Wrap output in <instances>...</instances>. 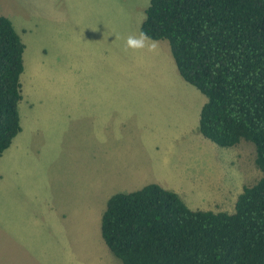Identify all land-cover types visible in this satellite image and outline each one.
I'll list each match as a JSON object with an SVG mask.
<instances>
[{"label":"rangeland","instance_id":"obj_1","mask_svg":"<svg viewBox=\"0 0 264 264\" xmlns=\"http://www.w3.org/2000/svg\"><path fill=\"white\" fill-rule=\"evenodd\" d=\"M148 2L0 0V14L25 45L23 134L0 156V264H122L104 243L98 218H89L112 194L133 188L123 186L157 183L192 209L231 212L244 186L260 177L252 142L200 141V111L191 107L200 100L191 91L205 96L180 76L167 40L158 42L167 58L149 50L153 40L126 48ZM101 83L130 87L139 107L126 105L130 116L116 131L141 135L98 150L93 119L74 120L59 103L100 98L89 86ZM32 103L33 131L26 113ZM72 199L75 210L63 218L59 208L73 207Z\"/></svg>","mask_w":264,"mask_h":264},{"label":"trees","instance_id":"obj_2","mask_svg":"<svg viewBox=\"0 0 264 264\" xmlns=\"http://www.w3.org/2000/svg\"><path fill=\"white\" fill-rule=\"evenodd\" d=\"M140 32L167 40L180 76L204 96L198 130L221 147L255 146L260 177L234 209H192L149 183L116 192L101 237L122 264H264V0H149ZM24 43L0 14V156L20 132Z\"/></svg>","mask_w":264,"mask_h":264},{"label":"crops","instance_id":"obj_3","mask_svg":"<svg viewBox=\"0 0 264 264\" xmlns=\"http://www.w3.org/2000/svg\"><path fill=\"white\" fill-rule=\"evenodd\" d=\"M153 41L156 42L157 49L161 50V54L167 58V53L169 50L166 49L165 47H161V45L158 43V42H160L159 40H153ZM165 60L167 63L169 62V59H165ZM99 86H101L102 88L100 89V87L90 84L89 88L97 90L98 93H100V98L95 99L93 96H90V97H88V99L76 100L75 103H68V102L62 103V102H60L59 105H61V106L66 105V108H65L66 114L74 120H80L81 121L82 119H87L88 117H90V119H93V121L95 123L93 138L96 136V138H98L100 141V144L97 145L98 150H99L100 146L103 147L105 143H111L112 140H114L118 143H125L126 141L132 139V137H137L138 135H141L140 132H136V133L132 134V137H130L131 134L129 131L123 132V131H120L119 129H118V131H116L117 128L115 125L126 123V121L128 120V118L130 116V114H128L129 111H127L125 109L126 105L128 107H131V106L133 107V104L135 103L139 107V101H137L135 99V97H133L130 94V91H131L130 87L117 86V85H113V84H110L109 86L103 87L102 83ZM78 87H79V91L81 93V87L80 86H78ZM191 92H192L193 96H196V98L198 100H200L199 104L196 103L195 101L191 102V107H194L195 104H197L198 105L197 110L200 111L203 104L206 101V97L204 99L202 96H200L198 93H196L193 89ZM89 93H90V91L87 90V94H89ZM33 105H34V103H32V105L29 107V109H27V111L28 110L29 111L26 112L28 122L30 121L28 123L29 128L31 126L30 125V123H31L30 111L32 110L31 107H33ZM99 108H103V109L98 110ZM131 111H132V109L130 110V113L132 115ZM199 114H200V112H199ZM37 123L38 122H36L35 124H33V126H31L32 131H33V129H36L35 125ZM195 123L193 124V126L196 125ZM20 125H21L22 134H23V128H22L23 124L21 123ZM21 130H20V132H21ZM195 131H196V128H195ZM202 136L203 135L201 134L200 135V141L204 140L203 139L204 136L203 137ZM11 144H12V142H11ZM14 145H16V140H14V142L11 146L13 147ZM212 148H213V146H212ZM133 153L136 155H140L138 151H135ZM128 155H129V153H128ZM146 184H149V183L142 182L140 184H132L130 186H123V187H133V188H128L127 191H120V192L134 191L132 189H135V190L140 189L143 186H145ZM107 200H108V198H107ZM107 200H106V202H107ZM70 203L73 205V199H72V201H70ZM105 207H106V205H105ZM71 210L74 211L75 206L73 205V207H72L70 204H67L64 207L59 208V213L61 214V216H63V218H66L67 215L71 212ZM100 210H101V204L100 205L98 204L96 210L91 213V216H90L91 219L89 218V220H95L98 218V221L100 223L101 217L99 215L101 212L103 214V211L105 210V208L101 211ZM94 232H96V231H94ZM112 260L114 261V259H112Z\"/></svg>","mask_w":264,"mask_h":264},{"label":"clouds","instance_id":"obj_4","mask_svg":"<svg viewBox=\"0 0 264 264\" xmlns=\"http://www.w3.org/2000/svg\"><path fill=\"white\" fill-rule=\"evenodd\" d=\"M151 41V37H149L145 32L141 31L138 36H129L125 41L126 48L130 49H142L146 46L145 42ZM156 47V42L152 41L148 48L149 50H154Z\"/></svg>","mask_w":264,"mask_h":264}]
</instances>
